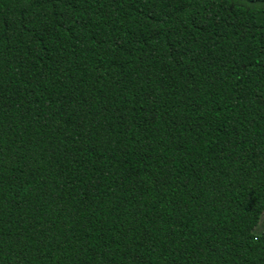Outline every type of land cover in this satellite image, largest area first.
<instances>
[{
	"label": "trees",
	"instance_id": "1",
	"mask_svg": "<svg viewBox=\"0 0 264 264\" xmlns=\"http://www.w3.org/2000/svg\"><path fill=\"white\" fill-rule=\"evenodd\" d=\"M264 0H0V264H264Z\"/></svg>",
	"mask_w": 264,
	"mask_h": 264
},
{
	"label": "rangeland",
	"instance_id": "2",
	"mask_svg": "<svg viewBox=\"0 0 264 264\" xmlns=\"http://www.w3.org/2000/svg\"><path fill=\"white\" fill-rule=\"evenodd\" d=\"M257 231L258 232L264 231V213H263V215L261 217L260 224H259V227H258V230Z\"/></svg>",
	"mask_w": 264,
	"mask_h": 264
}]
</instances>
